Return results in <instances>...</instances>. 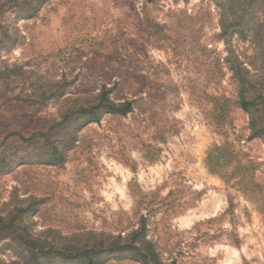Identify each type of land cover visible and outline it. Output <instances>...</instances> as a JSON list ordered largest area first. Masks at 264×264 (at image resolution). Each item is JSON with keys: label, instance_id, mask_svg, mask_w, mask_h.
<instances>
[{"label": "rangeland", "instance_id": "374dc122", "mask_svg": "<svg viewBox=\"0 0 264 264\" xmlns=\"http://www.w3.org/2000/svg\"><path fill=\"white\" fill-rule=\"evenodd\" d=\"M14 1L0 264H84L100 240L160 264H264V0ZM103 90L132 112L77 121ZM127 255L106 264H144Z\"/></svg>", "mask_w": 264, "mask_h": 264}, {"label": "trees", "instance_id": "16d2710c", "mask_svg": "<svg viewBox=\"0 0 264 264\" xmlns=\"http://www.w3.org/2000/svg\"><path fill=\"white\" fill-rule=\"evenodd\" d=\"M160 0H148L149 3H158ZM9 2H15L14 0H9ZM234 75L239 79L240 84V98H241V108L245 111L251 105V99L254 95L250 88V81L248 77L240 69L234 71ZM75 113L76 120H85L87 123H99L101 118L107 114L110 115H120L126 116L132 112V103H125L124 105H117L113 102L106 90H103L98 96L97 100L92 103H86L81 105ZM133 240L131 243L125 245V248H120L116 251V244L106 245L104 240L95 242L93 245H88L86 250H84L83 255L85 256L84 264H106L113 259L123 258L124 256H129L130 259L135 261H142L144 264H160L156 255L154 256V251H149L147 254L144 253L143 249L141 251L136 250L132 253L131 247L133 246ZM145 250V249H144ZM71 258H80L81 255H68ZM67 256V258H68ZM101 262V263H100ZM35 264V263H34ZM39 264V263H36Z\"/></svg>", "mask_w": 264, "mask_h": 264}]
</instances>
